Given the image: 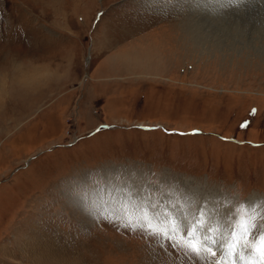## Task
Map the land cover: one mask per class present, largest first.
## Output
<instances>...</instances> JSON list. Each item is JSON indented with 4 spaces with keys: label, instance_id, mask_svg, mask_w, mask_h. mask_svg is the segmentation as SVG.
<instances>
[{
    "label": "rangeland",
    "instance_id": "374dc122",
    "mask_svg": "<svg viewBox=\"0 0 264 264\" xmlns=\"http://www.w3.org/2000/svg\"><path fill=\"white\" fill-rule=\"evenodd\" d=\"M249 1L255 21L232 23L209 0H0V264H179L104 217L264 204Z\"/></svg>",
    "mask_w": 264,
    "mask_h": 264
},
{
    "label": "snow or ice",
    "instance_id": "6c2138e0",
    "mask_svg": "<svg viewBox=\"0 0 264 264\" xmlns=\"http://www.w3.org/2000/svg\"><path fill=\"white\" fill-rule=\"evenodd\" d=\"M159 2L171 4L174 0ZM213 2L222 10H238L247 6L249 0ZM157 4L158 0H145L144 7H156ZM247 126V121L240 125L242 128ZM183 199L185 207H190L191 198L184 196ZM129 203L131 210L126 203L119 210L122 215L116 213V219L104 218L117 230L123 228L140 233L166 253L168 249L174 250L179 264H264V223L261 222L264 212L259 211L264 204L259 201L242 202L226 220L205 208L195 213L186 211L184 207L172 212L159 202L142 200ZM172 207L176 205L172 204Z\"/></svg>",
    "mask_w": 264,
    "mask_h": 264
},
{
    "label": "bare ground",
    "instance_id": "6f19581e",
    "mask_svg": "<svg viewBox=\"0 0 264 264\" xmlns=\"http://www.w3.org/2000/svg\"><path fill=\"white\" fill-rule=\"evenodd\" d=\"M209 1H210L209 2L210 4H209V6L207 5L206 8L209 7L210 9H215L217 6H219V4L214 3L213 0H209ZM203 2H204V0H202L201 3L203 4ZM251 4H252V2L250 3V1H249L247 6H244L243 8H239L238 10L237 9H233V10H230L231 12H227V13H230L229 17L227 16V20L231 21L232 23H234V22H238V20L239 21L242 20L244 17L249 16V18H251L250 21L254 22L255 19L257 18L258 13L256 14V11H255L256 9L251 7ZM225 11H227V10L225 9ZM263 12L264 11H262L260 13H263ZM261 17H263V19H264V15H262ZM243 21L245 22V20H243ZM245 23H248V22H245ZM257 27H259V26H257ZM201 219H203V217Z\"/></svg>",
    "mask_w": 264,
    "mask_h": 264
}]
</instances>
